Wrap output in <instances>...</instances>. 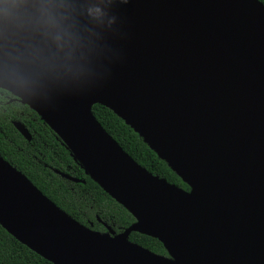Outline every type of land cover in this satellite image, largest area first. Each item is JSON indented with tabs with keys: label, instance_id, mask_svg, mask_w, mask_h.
Segmentation results:
<instances>
[{
	"label": "water",
	"instance_id": "95a60500",
	"mask_svg": "<svg viewBox=\"0 0 264 264\" xmlns=\"http://www.w3.org/2000/svg\"><path fill=\"white\" fill-rule=\"evenodd\" d=\"M114 12L130 36L104 32L81 71L46 82L37 94L5 91L29 106L135 221L118 233L106 224L94 230L0 155V226L52 264H135L131 251L149 264H219L213 236L264 241V218L196 194L173 166L197 171L264 212V4L130 0ZM94 104L130 126L189 190L134 161L97 121ZM13 125L30 140L22 123ZM87 166L155 220L172 247L139 230L137 214ZM131 232L157 238L167 254L130 241Z\"/></svg>",
	"mask_w": 264,
	"mask_h": 264
},
{
	"label": "trees",
	"instance_id": "16d2710c",
	"mask_svg": "<svg viewBox=\"0 0 264 264\" xmlns=\"http://www.w3.org/2000/svg\"><path fill=\"white\" fill-rule=\"evenodd\" d=\"M264 4V0H260ZM93 115L121 148L154 175L184 190L189 187L160 159L142 138L105 106L94 104ZM22 123L30 134L24 138L13 122ZM0 155L22 172L31 183L60 209L78 222L98 231L106 225L117 233L135 220L133 216L87 176L57 135L29 106L9 92L0 91ZM84 182H73L55 172ZM128 239L150 251L166 255L154 237L131 232ZM0 264H52L17 241L0 226Z\"/></svg>",
	"mask_w": 264,
	"mask_h": 264
},
{
	"label": "clouds",
	"instance_id": "9594fccd",
	"mask_svg": "<svg viewBox=\"0 0 264 264\" xmlns=\"http://www.w3.org/2000/svg\"><path fill=\"white\" fill-rule=\"evenodd\" d=\"M130 0H0V91L37 94L82 70L95 41ZM11 90V89H9Z\"/></svg>",
	"mask_w": 264,
	"mask_h": 264
},
{
	"label": "bare ground",
	"instance_id": "6f19581e",
	"mask_svg": "<svg viewBox=\"0 0 264 264\" xmlns=\"http://www.w3.org/2000/svg\"><path fill=\"white\" fill-rule=\"evenodd\" d=\"M105 32L130 36L124 28L117 24L113 25L112 29H108ZM173 166L178 174H180V176L193 187L196 194L224 203L227 206L241 212L264 218V212L260 211L254 204H250L247 200L236 196L233 192L224 190L219 185L213 183L210 179L200 177L199 175L202 176V174L197 171H192L184 165L173 164ZM87 169L96 180L104 183V185L117 199L120 200V202L130 206L135 214H137L139 217V230L162 238L168 246L172 247V238L157 222H155V220L134 206L120 192L115 190L102 180V178L95 174L91 168L87 166ZM216 211L218 210L216 209ZM213 237L216 240L213 241V244L215 247V255L219 259V264H264V241L259 240L252 235H247L248 238L245 239L243 238L245 235L242 234H239L238 236L236 235V238H233L230 235H222L220 239H217L216 236ZM239 246L244 248L240 249ZM130 257L132 261L135 260V264H149V262H147L145 258L138 255L136 251H131Z\"/></svg>",
	"mask_w": 264,
	"mask_h": 264
},
{
	"label": "rangeland",
	"instance_id": "374dc122",
	"mask_svg": "<svg viewBox=\"0 0 264 264\" xmlns=\"http://www.w3.org/2000/svg\"><path fill=\"white\" fill-rule=\"evenodd\" d=\"M115 233H117L111 226H109Z\"/></svg>",
	"mask_w": 264,
	"mask_h": 264
}]
</instances>
